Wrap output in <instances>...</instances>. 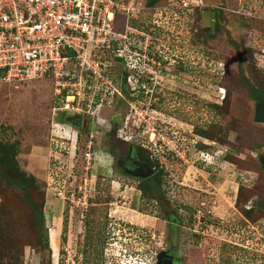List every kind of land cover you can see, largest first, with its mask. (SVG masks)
I'll return each instance as SVG.
<instances>
[{"label": "rangeland", "instance_id": "374dc122", "mask_svg": "<svg viewBox=\"0 0 264 264\" xmlns=\"http://www.w3.org/2000/svg\"><path fill=\"white\" fill-rule=\"evenodd\" d=\"M202 1L210 10L223 6L221 29L214 30L207 44L200 21L198 33L191 30L192 12L169 20L175 31L161 32L157 42L165 43L170 63L169 75L160 79L169 88L164 103L148 98L134 103L136 109L127 102L120 108L116 101L105 108L98 118L104 122L95 135L96 164L91 167H86L83 145L73 139L78 128L51 125L52 81L0 84V144L14 146L18 170L9 174L37 178L33 200L45 216L43 235H50V249L42 248L32 224L33 208L21 191L1 181L0 264H158L163 253L179 264H264V164L259 160L264 156V124L254 120L255 106L244 81L264 89V0ZM180 64L183 73L177 71ZM147 109V142L156 127L162 136L170 132L178 145V158L150 150L163 169V205L144 197L139 180L116 168L114 158L119 152L127 156L132 145L117 138V126L109 134L106 129L114 113L123 115V127L128 113L136 116ZM87 125L79 130L84 136ZM51 137L58 141L56 148H50ZM137 140L135 154L147 156ZM112 146L118 154H109ZM200 151L210 153L215 165L202 163ZM51 154L62 163L59 168L51 165ZM85 178L89 207L83 214L84 195H78L74 206L67 198L72 190H84ZM56 188L63 194L46 207V194Z\"/></svg>", "mask_w": 264, "mask_h": 264}, {"label": "built area", "instance_id": "2783aa9c", "mask_svg": "<svg viewBox=\"0 0 264 264\" xmlns=\"http://www.w3.org/2000/svg\"><path fill=\"white\" fill-rule=\"evenodd\" d=\"M198 6H205L202 0L177 3L169 0L168 6L154 8L139 0H0V84L20 86L31 81H52L56 104L53 127H62L58 118L63 112L89 116L94 126L85 136L86 167H91L95 159L92 153L96 147L95 135L104 122L98 119L101 112L112 108L117 98L139 93V78L148 73L157 74L159 64L156 56L150 55L157 43L153 32L173 33L176 27L171 28L169 20L177 21L182 9ZM118 18H123L122 31L115 27ZM115 58L122 62H116ZM144 89L148 96L149 91L145 86ZM141 101L129 105L136 109L134 103ZM149 112L147 109L136 116L128 113L124 126L118 129V137L125 142L138 139L144 148L178 158V145L170 138V132L162 136L153 127L148 142L143 136L147 133L145 123ZM73 135L77 143L80 136L84 137L80 131ZM140 135L144 137L141 142ZM57 142L53 137L51 148H56ZM200 155L203 160L212 158L207 153ZM53 158L51 165L59 168L58 163H62ZM62 186L65 190L67 183ZM88 186L85 178L84 190H72L67 198L74 206L78 195L83 194V214L89 207ZM54 190L58 197L63 194L58 188Z\"/></svg>", "mask_w": 264, "mask_h": 264}, {"label": "trees", "instance_id": "16d2710c", "mask_svg": "<svg viewBox=\"0 0 264 264\" xmlns=\"http://www.w3.org/2000/svg\"><path fill=\"white\" fill-rule=\"evenodd\" d=\"M164 1L166 0H141V2L150 8H154V7H159L163 4H167ZM205 5V4H204ZM205 11H211L214 15V21H215V27L214 28H205L203 26V13ZM224 8L223 6L221 7H217V8H212L211 10L207 8V6H200V7H196V9L193 10H182L180 12V16L182 18L183 14L187 13V12H192L190 15L192 17L195 16V26H191V30L193 31V33L195 32V29L198 27V22L200 21L201 23V28H202V33H204V40L205 43L209 44L210 40L214 37V30L219 31L221 29V21L224 20ZM115 27L118 31H122L124 28V22H123V18H118L117 22L115 23ZM159 32L161 33V31L158 32H153L155 41L159 40ZM166 34L169 35L168 32H166ZM172 38H175V36L173 34ZM127 76L129 75V73H125ZM136 73H134L135 75ZM244 81L246 82L247 88H248V92H249V96L253 101H257V100H262L264 102V89L260 86L257 87L255 84L253 85L250 81L244 79ZM125 83H127V81H124ZM138 92L139 93H135L134 97H131L130 94H127V99L125 100L124 98H117L116 100V104H118V106L121 108L122 106H124L125 102H127V105L130 104V102L135 101V100H147L149 97L145 96V89L144 86L147 88L153 87L151 82L148 80V76L144 75L142 78L138 79ZM128 92V91H127ZM156 92H158V89L156 90ZM139 94V95H138ZM156 96H159L158 93H156ZM159 98V103H163L164 98L161 97H157ZM150 99V98H149ZM151 99H155L154 97ZM150 99V100H151ZM117 110V109H116ZM121 112V111H119ZM94 126H89L87 127V130H89V132L91 131V129ZM86 130V129H85ZM118 132V127L115 130V134L117 135ZM110 133V131L108 132V134ZM118 138V137H117ZM119 139V138H118ZM87 139L85 138V136H80L79 137V147L83 148V152L85 153L86 151V144H87ZM14 146H10L8 144H0V183L1 181L4 182L6 184V186L9 187H15L17 188L19 191L22 192V196H23V200L24 202L31 208H33L32 211H34V219L32 221V224L34 227L37 228L38 230V234L41 239V245L42 248L44 249H50L49 246V237L44 236L43 232H45V216L43 212H40L36 203L33 200V190L36 189L34 182H36V179L32 176L31 178H28L25 174L23 173H19L18 174V179H15L13 177V175H11L12 169H14V171H16V173H18V170H16L17 165L14 161V156H15V150L13 149ZM97 145L96 147L93 149L94 154L97 153L96 149H97ZM143 149V147H142ZM145 150V149H143ZM146 151V150H145ZM50 152V150H48V153ZM79 152V150H78ZM81 154H83L82 150L80 149ZM141 159L146 162L147 164H149L152 168H156L157 172L156 174L147 179V180H139V187L140 190L143 192L144 197L150 199V198H157L159 201V197L162 194L163 188H162V184H163V178H162V173H163V169H162V165L154 160V156L151 155V152L149 150H147L146 155H141ZM261 162V161H260ZM94 163H96V158L94 159ZM261 164H263L261 162ZM264 167V165H263ZM4 190V189H3ZM2 190V191H3ZM46 194V193H45ZM47 195V194H46ZM2 193H0V197H2ZM2 202L4 201L3 199L1 200ZM47 203V202H46ZM45 203V206H46ZM160 203L163 205L164 202L160 201ZM1 204V202H0ZM1 206V205H0ZM49 264H53L51 261L49 262Z\"/></svg>", "mask_w": 264, "mask_h": 264}, {"label": "flooded vegetation", "instance_id": "af4514ba", "mask_svg": "<svg viewBox=\"0 0 264 264\" xmlns=\"http://www.w3.org/2000/svg\"><path fill=\"white\" fill-rule=\"evenodd\" d=\"M168 2H169V0H168ZM168 6V4H163V5H161V6ZM193 9H196V7H191V8H184V9H182V10H193ZM206 12V11H205ZM211 12V11H210ZM212 13V12H211ZM213 14V13H212ZM215 18V17H214ZM214 18H212V21H214ZM180 20H181V16H180ZM215 22V21H214ZM177 23H179V22H177ZM216 25V24H215ZM205 28H207V27H205ZM209 28H214V27H209ZM161 32H164L163 30L161 31ZM166 32V31H165ZM169 33V32H168ZM195 33L197 34L198 32L195 30ZM159 34H160V32H159ZM160 36H162V35H160ZM159 36V37H160ZM156 42H159V40H157ZM155 45V47L153 48L154 50L153 51H151L150 52V55H152V56H156V59H157V63L159 64V66L157 67V74H153V73H148V74H146V76H148V80L151 82V84H152V86L153 87H149L148 88V97L149 98H155L154 99V102L155 103H158L159 102V98H157V97H160V95H161V97L163 98L165 95H164V93H165V91H168L169 90V88H168V90H167V87L164 85V81L162 82V83H160V79L162 78V76L165 78L167 75H169L168 74V71H169V69H168V67H166V65L168 64H170L167 60H166V57L164 56L165 54V49L167 48L166 47V45H165V43H163L162 45H160L159 43H155L154 44ZM177 71L178 72H181V73H183L184 71H183V65H178V69H177ZM155 75V76H154ZM158 89V92H156V90ZM156 93H158V95L159 96H156ZM263 101L260 99V100H257V101H253V104H254V106H255V108H254V113H253V115H254V120H255V122L256 123H258L257 121H256V115H257V106H258V104H260V103H262ZM164 103V102H163ZM163 103H159L160 105L161 104H163ZM79 118H81V117H79V116H77V115H75V116H72V117H70V116H66V120L67 121H69V122H71V123H73L74 125L77 123V121L79 120ZM114 116H112L111 117V120H110V125H109V127L108 126H106V127H108V128H106V129H108L109 131H110V133H111V131L117 126V124L114 122ZM85 118H83L82 119V124H84L85 123ZM260 124H262V123H260ZM75 126H77V125H75ZM101 129V128H100ZM122 142H124V143H127V142H125V141H123V140H121ZM128 144V146H131V147H129L128 149H127V156H124L123 154H121L120 152H119V157L118 156H116V158H114L115 159V163H116V168H119L120 169V171H121V173L123 174V175H125V176H127L128 178H132V177H130V176H128L127 174H126V168H131L132 167V163H133V161H135V160H137V161H140V162H142V163H146V162H144L142 159H141V157H140V155L139 154H135V149L133 148V143H127ZM99 147H101V146H99ZM104 148H107V146H105ZM109 154L111 155V154H118V150L115 148V147H110L109 149ZM119 151H121V150H119ZM114 156V157H115ZM147 164V163H146ZM156 172H157V170H156ZM153 177V176H152ZM151 178V177H150ZM134 179V178H133ZM138 180V179H137ZM111 240H114V237L111 239ZM159 257V256H158ZM169 259V258H168ZM170 260V259H169ZM175 264L177 263V264H179V261L178 260H175L174 259V261H173ZM167 264H169V261L167 262Z\"/></svg>", "mask_w": 264, "mask_h": 264}, {"label": "water", "instance_id": "95a60500", "mask_svg": "<svg viewBox=\"0 0 264 264\" xmlns=\"http://www.w3.org/2000/svg\"><path fill=\"white\" fill-rule=\"evenodd\" d=\"M215 15L212 14L210 11H206L203 13V26L204 27H215V22L212 21V18H214ZM116 62H122L120 58L114 59ZM121 119L120 116L114 117V122H119ZM61 122L64 121L63 118L60 119ZM256 121L258 123L264 124V102L258 104L257 106V115H256ZM77 126H82V118H79L77 123L75 124ZM259 160L264 164V156L261 155L259 157ZM126 174L132 178L138 179V180H147L150 177L154 176L156 174V169L152 168L149 164L142 163L140 161H133L131 168H126ZM166 253H163L160 255L158 259V264H167L169 261V264H175L173 262V258L170 256H166ZM170 260H169V259Z\"/></svg>", "mask_w": 264, "mask_h": 264}, {"label": "clouds", "instance_id": "9594fccd", "mask_svg": "<svg viewBox=\"0 0 264 264\" xmlns=\"http://www.w3.org/2000/svg\"><path fill=\"white\" fill-rule=\"evenodd\" d=\"M199 7V6H198ZM29 83V82H28ZM54 96V95H53ZM122 99V98H121ZM125 100H128L127 99V96H125ZM56 104L54 103V106H55ZM54 106H53V108H54ZM53 111V110H52ZM73 114V115H77V114H75V113H72V112H63V113H61L60 115H59V118H58V123L59 124H61L62 126H64V125H67L68 123L69 124H71V125H73V126H75L73 123H71V122H69V121H67L66 120V116H68V114ZM115 114V115H114ZM114 114H112V116H120L121 117V119H120V121H122V119H123V115L122 114H120V113H114ZM77 116H79V117H81L82 119L84 118V116H81V115H77ZM72 117V116H71ZM61 118H63L64 119V121L63 122H61L60 121V119ZM54 120V119H53ZM120 121L119 122H115L116 124H117V127L118 126H120ZM86 123L88 124L87 125V127L89 126V128H90V126L92 125L91 124V121H89V120H87V121H85V123L84 124H82V126H75V127H77L78 128V130L75 132V134H77V132L81 129V128H84V126L86 125ZM53 124V122H51V125ZM53 126V125H52ZM53 131V130H52ZM81 132V131H80ZM108 132H109V130H108ZM117 137H118V133H117ZM53 137H51V139H52ZM119 138V137H118ZM119 139H121V138H119ZM122 140V139H121ZM203 141V140H202ZM127 143H134V142H127ZM206 145H208V146H211L212 144V142H209V141H205L204 142ZM50 148H51V140H50ZM48 149V150H50V152H51V149ZM144 148V147H143ZM144 149H147V150H149L150 151V149H148V148H144ZM49 152V153H50ZM201 153H207V154H210V153H208V152H205V151H200ZM97 154V153H96ZM211 155V154H210ZM94 156H95V158H96V155L94 154ZM165 156V158L166 157H172V158H176V157H174V156H167V155H164ZM201 160L203 161L202 163H205L206 164V166H212V165H215V162H213L212 160H203V158H201ZM224 163H228V162H224ZM96 164V163H95ZM154 169H156V168H154ZM49 186V185H48ZM53 193V192H52ZM53 195H54V197H55V194L53 193ZM61 201V200H60ZM49 238H50V235H49ZM50 241V240H49Z\"/></svg>", "mask_w": 264, "mask_h": 264}, {"label": "crops", "instance_id": "0c3cea01", "mask_svg": "<svg viewBox=\"0 0 264 264\" xmlns=\"http://www.w3.org/2000/svg\"><path fill=\"white\" fill-rule=\"evenodd\" d=\"M50 197V198H49ZM49 197H48V194H47V203H46V207L48 206L49 207V203H51L52 202V200H54L55 199V197H54V195H53V193H49ZM58 203H60V202H58ZM51 205H52V203H51ZM49 209V208H48ZM58 227V226H57ZM53 231H55V232H57L56 234H58V232H59V229L58 228H56L55 230H53Z\"/></svg>", "mask_w": 264, "mask_h": 264}, {"label": "bare ground", "instance_id": "6f19581e", "mask_svg": "<svg viewBox=\"0 0 264 264\" xmlns=\"http://www.w3.org/2000/svg\"><path fill=\"white\" fill-rule=\"evenodd\" d=\"M152 138H154V134H152V136H151Z\"/></svg>", "mask_w": 264, "mask_h": 264}]
</instances>
